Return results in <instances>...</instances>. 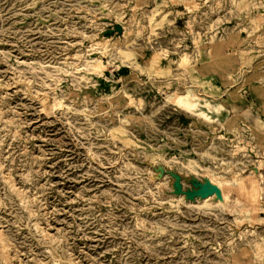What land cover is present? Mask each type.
<instances>
[{"label":"rangeland","instance_id":"obj_1","mask_svg":"<svg viewBox=\"0 0 264 264\" xmlns=\"http://www.w3.org/2000/svg\"><path fill=\"white\" fill-rule=\"evenodd\" d=\"M0 264H264V0H0Z\"/></svg>","mask_w":264,"mask_h":264},{"label":"water","instance_id":"obj_2","mask_svg":"<svg viewBox=\"0 0 264 264\" xmlns=\"http://www.w3.org/2000/svg\"><path fill=\"white\" fill-rule=\"evenodd\" d=\"M212 193H216L218 195V189L212 186L209 182H206L204 184L199 185L197 190H195L194 192L189 193V196L192 198L195 196H200L202 198L206 194L209 195Z\"/></svg>","mask_w":264,"mask_h":264},{"label":"bare ground","instance_id":"obj_3","mask_svg":"<svg viewBox=\"0 0 264 264\" xmlns=\"http://www.w3.org/2000/svg\"><path fill=\"white\" fill-rule=\"evenodd\" d=\"M176 102L180 103V104H187L188 106H191L192 107V103H189V102H186L185 101V97L184 96H177L176 99H175ZM177 103V104H178ZM194 107V106H193ZM215 194L212 195V197L214 196ZM218 195H219V191H218ZM205 197H208V194L205 195ZM211 197V196H210ZM216 199H219L218 201L222 202V199L220 197H217L215 195ZM207 199V198H206Z\"/></svg>","mask_w":264,"mask_h":264}]
</instances>
